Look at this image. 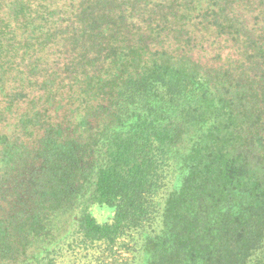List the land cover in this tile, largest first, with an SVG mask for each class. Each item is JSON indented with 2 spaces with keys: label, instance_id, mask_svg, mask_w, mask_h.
Wrapping results in <instances>:
<instances>
[{
  "label": "trees",
  "instance_id": "1",
  "mask_svg": "<svg viewBox=\"0 0 264 264\" xmlns=\"http://www.w3.org/2000/svg\"><path fill=\"white\" fill-rule=\"evenodd\" d=\"M130 2L0 0V115L15 114L0 134V187L13 185L0 264H51L56 225L81 204L115 213L100 223L84 205L75 243L152 222L149 197L180 165V221L167 224L176 239L163 236L161 264H198L187 258L199 251L207 264H264V0H163L148 13L175 33L161 47L119 39L125 10L142 14ZM241 4L259 10V35ZM191 26L220 39V61ZM221 40L232 43L223 58ZM15 58L26 68L9 78Z\"/></svg>",
  "mask_w": 264,
  "mask_h": 264
},
{
  "label": "rangeland",
  "instance_id": "2",
  "mask_svg": "<svg viewBox=\"0 0 264 264\" xmlns=\"http://www.w3.org/2000/svg\"><path fill=\"white\" fill-rule=\"evenodd\" d=\"M6 1V0H4ZM65 2V9L71 8V3H77L79 0H62ZM147 1V3H145ZM163 0H131L130 3H135L137 8H140L139 12L133 11L131 7L125 10V19L124 21L119 20V39L126 40L129 43L133 40L140 41L143 39L146 43L153 47H161L167 42H169V37H174L175 33L167 31L164 26H158L155 24H150L148 13L152 11H158L160 9H166L169 5L168 3H162ZM38 2V0H36ZM35 5V4H34ZM238 6H236L237 8ZM145 8V9H144ZM145 11L141 12V11ZM166 11V10H165ZM240 18L245 20L248 29L252 33L253 28L255 32L258 29L256 21L259 17V10L255 8V5H250L249 7L245 4L239 6ZM48 20L52 18L45 15ZM172 18H170L171 20ZM197 23V21H195ZM259 25V24H258ZM190 29V28H189ZM190 32L194 38H198L203 42L205 46H210L211 48V57L215 58L218 62L220 58L216 57L218 52V41L216 35H210V31H203L201 27L194 29L191 26ZM20 33V32H19ZM260 31L256 35H259ZM18 34V31L16 32ZM188 38V36H186ZM197 41V40H196ZM199 41V40H198ZM215 42L216 45L213 47L210 43ZM195 43V41L193 42ZM200 43V42H199ZM223 44L224 53L222 58L225 57L227 52L230 51L229 46L232 45L231 41L224 42ZM10 44V43H9ZM176 47V45H174ZM221 49V50H222ZM18 58H15V63L12 65L13 68L10 69L9 78L14 77L19 70H24L26 68V62H22L18 65ZM7 67H10L8 65ZM11 82V81H10ZM13 83V82H11ZM15 114L0 115V134L3 132L9 133L11 131L8 123L12 121V118ZM188 173V168L185 165H180L171 176L164 181L159 192L150 196L149 198L155 205V218L152 222L145 223L143 226L138 229H133L131 232L122 236L114 242L108 241H97L91 244H86L82 242H72V237L77 231L76 227V217L80 212L81 208L85 205L87 210L93 215L98 222H111L114 213L115 207L109 206L103 203H87L81 204L77 207L69 217V222L64 223L60 222L56 225L55 239L58 242L55 245L49 246V248H55L58 245L59 252L57 256L53 259L51 264H161L163 259V247H161V242H164L165 237H168L167 234V224L172 223V220L177 218L180 221V216L178 215L179 206L183 203V196L180 193L181 189L186 180ZM7 186L0 187V211L2 209L8 208V203L10 197L8 196L13 188V185H10V182L6 183ZM188 186V184H186ZM175 195L174 200H171ZM171 203V208H170ZM67 217L65 215L62 216ZM165 236V237H163ZM167 244L173 243L175 241V232H170ZM211 248V247H210ZM209 252L204 251L203 253L197 252L196 256L189 255L187 262L190 263V257L197 259L198 264L203 263L207 264L209 258ZM215 258V257H213ZM206 260V262H205ZM201 261V262H200Z\"/></svg>",
  "mask_w": 264,
  "mask_h": 264
}]
</instances>
